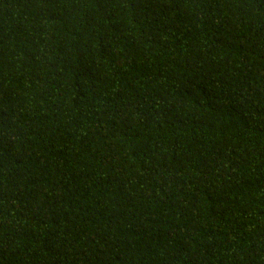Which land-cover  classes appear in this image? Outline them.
I'll list each match as a JSON object with an SVG mask.
<instances>
[{"label":"trees","instance_id":"trees-1","mask_svg":"<svg viewBox=\"0 0 264 264\" xmlns=\"http://www.w3.org/2000/svg\"><path fill=\"white\" fill-rule=\"evenodd\" d=\"M0 264H264V0H0Z\"/></svg>","mask_w":264,"mask_h":264}]
</instances>
